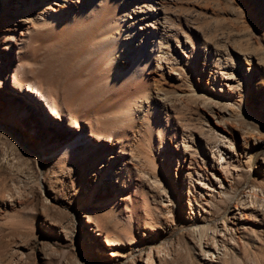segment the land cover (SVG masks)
Masks as SVG:
<instances>
[{"label":"rangeland","instance_id":"374dc122","mask_svg":"<svg viewBox=\"0 0 264 264\" xmlns=\"http://www.w3.org/2000/svg\"><path fill=\"white\" fill-rule=\"evenodd\" d=\"M14 68L55 103L68 137L14 116ZM125 113L120 138L87 165H40L31 151H88L91 125L109 132ZM227 179L228 208L223 194L202 200L199 183ZM253 188L264 196V0H0V264H147L168 237L154 264H264V209L230 223ZM201 219L214 253L213 231L189 225ZM224 223L236 230L220 234Z\"/></svg>","mask_w":264,"mask_h":264},{"label":"bare ground","instance_id":"6f19581e","mask_svg":"<svg viewBox=\"0 0 264 264\" xmlns=\"http://www.w3.org/2000/svg\"><path fill=\"white\" fill-rule=\"evenodd\" d=\"M151 28L156 29V30H160L159 32L162 31V29H164V27L161 28H156V27H152L151 25H149ZM21 37L24 35L23 32L20 33ZM15 45H19L20 42L19 41H14ZM13 77H12V85L11 87L13 88V92H15L16 94L13 93H9L7 96L8 98L11 96L14 98L12 100V103H15V107H16V111L14 112V116L19 118V119H23V120H28V122L30 124H32L35 129H37L38 131H40L43 135L52 137L53 139H62L65 137L69 136V131L66 130L63 126L61 127L60 125V120L61 119V114L58 112L56 105L53 101L50 100V98L48 96H46L43 91H41L39 89V87L36 86V84H34L29 75L26 76V72L24 70H17V68L13 69ZM230 76V75H229ZM229 76L224 77V78H230ZM232 76V75H231ZM23 80V82H21ZM31 94L34 95L35 97V101H32V97L30 96ZM15 95V97H14ZM32 95V96H33ZM15 101V102H14ZM43 101L46 103V106L48 107V109L50 110L51 116H52V122L48 121L47 123H49V125L45 124V122L47 121V119L43 118L42 113H40V104L39 102ZM129 114L125 113V114H121L120 116H117L115 119V123L113 125H111V129L109 132H106L105 130L101 129L98 126H95L94 124L91 125V127H93L92 132L95 134V137L93 135L88 136L86 135V137L84 136V138H82V141L85 142V144L89 147V150L86 151L84 150L83 152H79L78 155H74L71 154L70 151L68 150V148L66 146L63 145H50L49 148L53 149L50 154H55L52 157H49V155L45 154V150H32L39 158L40 162L39 164L42 165V162H53L56 163L58 165H64V164H81V165H87L90 163L91 159H97L98 158V154L100 152H103V149L107 143L106 148L109 149V145H111L112 141H114L115 138H120V132L124 131V116L125 118H128ZM131 119V118H130ZM16 124L14 122L11 123V125L6 126L9 130L15 131L16 132ZM47 125V126H46ZM60 127V128H59ZM65 127L67 128H73V129H77V125L71 120L69 119V123L67 125H65ZM104 127V126H103ZM29 130L25 131L27 133V135L29 136H34L33 131L30 129V127H28ZM119 132V133H118ZM71 133V132H70ZM100 133L101 137L98 138V134ZM23 145L27 146L26 143L24 142L23 138L20 137L19 139ZM220 142L224 143V139L219 140ZM56 142V141H55ZM228 141H226L227 145ZM225 149L227 148L226 146H224ZM57 148V149H56ZM58 150H60V152H57ZM107 154V153H105ZM42 156H44L45 158L42 160ZM219 160L217 161V165L221 166V169L225 172H227L228 177L231 179H234L233 174L231 169H234V171H237V166H232V164L230 162H227L226 159L222 158L223 153H221L219 151ZM222 161L226 162V165L223 166ZM251 172V171H250ZM236 177L239 178L240 174L235 173ZM118 180L121 181V175L118 174L117 175ZM116 182V181H115ZM231 181L229 179H227V181H217V182H201L199 183V189H200V193L202 196V200H205V202H211L213 200L214 197V193L217 196L220 195H224L225 197V201L227 204V208L228 205L232 204L234 201H236V194L232 193V194H227L225 192V188H231ZM257 188H253L252 191L250 192V200H242V202L240 203V207L236 208L238 210V214L239 218L235 215L231 216V220L230 223L231 225H233V227L238 229V220L245 218V210H253L255 212L259 211H263V205L261 202L264 199L263 197H258V192L256 191ZM115 197H117V195L115 194ZM116 199V198H115ZM113 199V201L115 200ZM211 199V201H210ZM261 200V201H260ZM198 206H200L198 203H196ZM214 204V203H213ZM213 206H216L215 204ZM171 211L169 208H167V211L165 212L164 216H165V220H168L169 222L171 221L172 223V219L174 218V215H171ZM220 213V212H219ZM223 213V212H222ZM225 216L228 215L227 212L224 213ZM226 218V217H225ZM87 224L84 228L85 232L91 231L94 232V229L97 227V229L99 228L98 224H96V222L94 221V219L90 218V216H88L87 218ZM189 225L192 228H195L200 235L204 234L205 232L208 231H213V229L210 228V223L209 221H206L204 219H201V221L198 222H194L192 221L191 223H189ZM95 227V228H94ZM224 228H221V230L219 231L220 234L222 232L226 233L227 231L232 232V230H236L235 228L233 229L232 227H228L225 225H223ZM223 229V230H222ZM97 231V230H96ZM217 231H213L212 232V242L214 243V247H212L211 245H207L209 248L213 249V253H214V249L218 250L219 246H218V240L215 239V233ZM224 236H226L224 234ZM230 236V240H228L229 242L234 240L232 234L229 235ZM225 239L222 238L221 242L225 243L224 241ZM200 241H201V237H200ZM113 243V242H112ZM112 243H108V244H112ZM173 238L168 237V238H164L162 239V241L160 242H156L154 243L152 246H150L149 251L147 252L146 255V263L147 264H154L153 259H152V254L151 252L154 250L156 252V255H159V253L164 252V254L168 253L170 250V246H173ZM208 244V242H207ZM131 258L133 259L134 256H141V252L142 249H139L138 246H135L132 248L131 251ZM118 255H113V257H117ZM122 257V256H121ZM158 257V256H157Z\"/></svg>","mask_w":264,"mask_h":264}]
</instances>
